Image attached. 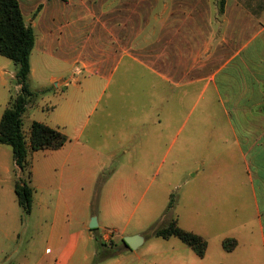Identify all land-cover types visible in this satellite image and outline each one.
Returning a JSON list of instances; mask_svg holds the SVG:
<instances>
[{
	"label": "rangeland",
	"instance_id": "rangeland-1",
	"mask_svg": "<svg viewBox=\"0 0 264 264\" xmlns=\"http://www.w3.org/2000/svg\"><path fill=\"white\" fill-rule=\"evenodd\" d=\"M225 1L232 8L245 2L264 7V0ZM105 2V11H110L105 15L90 0L88 15L58 17L71 25L59 42L64 47L68 43L69 58H78L89 68L79 72L80 66L72 60L56 63L35 53L30 88L49 92L30 100L23 116L27 134L34 120L66 117L71 107L75 115L68 125L64 151L84 153L85 169L97 171L92 205L82 211L77 208L68 228L83 233L71 264L113 260L114 264H230L236 254L227 252L223 242L242 231L249 249L245 264H264L260 230L264 175L254 158L264 153V140L250 150L253 144L245 138L244 115L239 111L245 107V90L235 80L225 88V73L213 82L196 80L190 73L178 76L184 62L181 51L186 50L178 39L177 25L188 18L178 15L180 5L201 3L220 10V0H130L126 7L139 11L122 21L112 13L117 0ZM167 3L169 15L164 11ZM122 22L134 29L117 30L115 25ZM40 34L36 32L39 38ZM7 61L17 72L14 62ZM55 76H65L72 86L68 98L60 102L54 94ZM9 80L15 95L17 81ZM85 87L93 92L81 107L78 94ZM5 149L8 156L0 158V264H49L54 252L48 254V249L56 248L48 233L53 214L46 222L38 207L31 216L24 214L15 194V179L21 173L15 172L11 149ZM2 163H8L10 171ZM130 180L136 183L132 191ZM58 187L55 183L50 191L53 203ZM94 217L98 227L91 229ZM172 219L208 242L204 258L179 238L164 240L155 235ZM133 234L143 236L145 243L138 250H125L122 240ZM90 235L98 240H89ZM105 236L112 241L104 243ZM112 243L116 246L111 247ZM115 250L113 257L105 258L107 251Z\"/></svg>",
	"mask_w": 264,
	"mask_h": 264
},
{
	"label": "crops",
	"instance_id": "crops-1",
	"mask_svg": "<svg viewBox=\"0 0 264 264\" xmlns=\"http://www.w3.org/2000/svg\"><path fill=\"white\" fill-rule=\"evenodd\" d=\"M89 1L19 0L25 22L33 28L36 36L35 47L31 55L30 81L35 75L32 63L35 53H43L49 58H53L56 63L60 61L61 63L69 64L70 60H72V63L80 66L77 69L79 72L89 68V64L79 61L78 58H69L68 43L64 47L63 43L59 42V36L62 35V32L69 31L71 25L69 20L66 22L58 19V17L88 15L90 13ZM93 1L97 4V8L102 10L103 15L106 12H110L105 11L107 9L106 0ZM129 1L117 0L118 4L114 5L112 13L119 17L120 21H122V17L135 15L139 11L138 7L135 9L126 7L130 4L128 3ZM151 8L146 10H151ZM164 11L168 15L170 14L169 3L165 4ZM178 15L188 17L183 20L180 19L177 25L178 39L180 43H183L186 50L181 51L184 62L182 66H179L178 76L184 77L190 73L196 80L208 79L213 82L217 80L219 75L225 73L222 85L227 89H229L232 81H238L240 83L238 86L243 88V91L245 90V107L239 109L244 115L245 138L247 137L248 143L253 144L250 150L254 151L257 144L264 140V7L245 2V5L238 3L235 8H232L226 6L225 1L224 9L221 11V8L220 10L207 8L201 3L191 5L189 2H184L179 7ZM128 26L133 27L131 24L122 22L118 26L115 25V28L117 30H125ZM167 28H165L166 31L170 32L168 30L170 26ZM36 32L41 33L40 38L36 35ZM120 39L119 42H121ZM203 70H208L210 73L207 75L202 74ZM16 73L11 68L10 62L5 57L0 56V122L10 104L11 98L16 96L21 90V87L17 85L16 94L11 95L9 79H16ZM64 77L55 76L52 79L57 84V90L54 91V94L60 98L59 102L64 100V98L65 100L68 98L72 87L69 86L67 81H64ZM79 86H82L81 82ZM82 90L84 92L78 94V97H81V107H84V100H86L88 95H92L93 89L85 87ZM38 91H47L45 94L49 92L45 88H41ZM55 111L56 109L53 112ZM74 115L75 113L70 107L66 111V117H51L47 121H34L59 129L66 136H69L68 125L71 124ZM28 133L25 134L28 135ZM5 148L11 149L9 146L0 144V158L8 156L9 151ZM66 148L67 144L56 151L31 152L29 155L32 187L34 189L33 210L30 216L37 211V207L42 220H44L43 222H46L47 217L51 213L53 214V223L50 225L48 233L49 240L56 248L52 251L50 248L48 249V254L54 252L52 258L48 260L49 264L72 263L81 246L83 233L80 231H69L71 218L77 208L82 211L92 205V192L97 181V171L85 169L87 168V164L84 162L86 155L84 153L64 151ZM254 158L259 161V171L264 175V153L258 154ZM2 168L6 172L10 171L8 163L5 166L2 163ZM55 176H59V179L56 180ZM55 183H58L60 193L56 203H53L50 191ZM135 185V181L132 182L130 180L129 190L132 191ZM54 206H56L55 211H52L51 209ZM260 230L261 246L264 254V220L261 222ZM6 236L8 235L6 234ZM93 238L98 240L96 235L88 237L89 240ZM246 238L245 231L227 238L237 241L235 250L229 252L236 254V259L233 257L230 260V264H245V252L249 250L245 243ZM109 241H112L109 236L103 238L104 243L108 244ZM123 246L125 250H132L125 245ZM114 261H110L113 262L110 264H114Z\"/></svg>",
	"mask_w": 264,
	"mask_h": 264
},
{
	"label": "trees",
	"instance_id": "trees-1",
	"mask_svg": "<svg viewBox=\"0 0 264 264\" xmlns=\"http://www.w3.org/2000/svg\"><path fill=\"white\" fill-rule=\"evenodd\" d=\"M221 11L225 0H220ZM36 36L33 28L28 26L22 14L19 0H0V56L14 62L18 67L16 73L20 92L11 98L0 122V144L12 149L15 162V172L21 177L15 179V194L19 206L25 215L33 210L32 171L29 155L31 152L56 151L63 148L69 141L68 137L59 129L34 121L28 135L23 129V116L27 111L30 100L47 91L34 92L30 88L31 55L35 47ZM28 174L26 179L25 174ZM172 207V204L170 208ZM155 235L162 239L179 238L190 247L200 258H204L208 242L201 236L182 229L177 219L170 220L165 226L155 231ZM124 245L128 247L122 240ZM104 245V244H102ZM116 246L114 243L111 247ZM237 247L234 239H225L223 248L232 252ZM115 251H107L105 258H111Z\"/></svg>",
	"mask_w": 264,
	"mask_h": 264
},
{
	"label": "water",
	"instance_id": "water-1",
	"mask_svg": "<svg viewBox=\"0 0 264 264\" xmlns=\"http://www.w3.org/2000/svg\"><path fill=\"white\" fill-rule=\"evenodd\" d=\"M97 227H98L97 218L94 217L90 224V228L95 229ZM124 241L130 249L137 250L143 245V243L145 242V238L141 235H135V236L126 237Z\"/></svg>",
	"mask_w": 264,
	"mask_h": 264
}]
</instances>
